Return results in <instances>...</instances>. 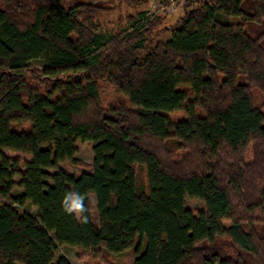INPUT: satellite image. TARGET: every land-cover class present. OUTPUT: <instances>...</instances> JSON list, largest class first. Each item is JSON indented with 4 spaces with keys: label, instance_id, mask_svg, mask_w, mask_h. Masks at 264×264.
Instances as JSON below:
<instances>
[{
    "label": "trees",
    "instance_id": "obj_1",
    "mask_svg": "<svg viewBox=\"0 0 264 264\" xmlns=\"http://www.w3.org/2000/svg\"><path fill=\"white\" fill-rule=\"evenodd\" d=\"M149 3L0 0V264H264V0Z\"/></svg>",
    "mask_w": 264,
    "mask_h": 264
},
{
    "label": "rangeland",
    "instance_id": "obj_2",
    "mask_svg": "<svg viewBox=\"0 0 264 264\" xmlns=\"http://www.w3.org/2000/svg\"><path fill=\"white\" fill-rule=\"evenodd\" d=\"M176 3L172 5L168 9H162L159 12L155 13V18L160 16L162 18V27L167 26L169 27L171 24H173L181 15L183 10V4L186 0H175ZM157 2H160V5H163L164 7L166 5H169V0H150V3L146 7L139 8L138 10H153L151 9V5L153 3L157 4ZM152 5V6H153ZM166 8V7H165ZM137 9L128 7L126 4H122L120 8H116L114 10H111L109 12L102 13V16H100L99 20L102 25L103 31L111 30L113 28H117L120 24H125L128 20V16L136 12ZM153 18V20L155 19ZM101 93L103 96V100L105 103H110L113 101H116L117 99L121 98L120 94H118L114 88L106 81L101 80ZM181 113H174L173 116H181ZM78 148V154L77 156L82 159L84 162L91 164L93 162V151H92V145L89 142H78L77 144ZM9 156H19L16 153H8ZM62 169H65L69 172L78 173L80 170L72 167L68 163H64L61 165ZM17 180V179H16ZM16 192H20V189H17ZM186 205L188 208H191L192 210H199L203 208V202L200 201L197 198L193 197H186ZM33 212H35V208H31ZM92 211L95 214V199L92 197ZM79 251L70 246H64L61 250H58L57 256H64L71 262V264H89L84 259H81L78 257ZM86 258V257H84ZM135 260V256L131 253V251L127 252L126 254L122 256H115V261L117 264H133ZM95 264V263H94Z\"/></svg>",
    "mask_w": 264,
    "mask_h": 264
},
{
    "label": "built area",
    "instance_id": "obj_3",
    "mask_svg": "<svg viewBox=\"0 0 264 264\" xmlns=\"http://www.w3.org/2000/svg\"><path fill=\"white\" fill-rule=\"evenodd\" d=\"M175 3H176L175 0H169V2H168L169 5H166L165 6L166 8L163 5H160V2H157V4H154V5L152 3L153 6L151 5V7H152L151 9H153V10H150V9L146 10L145 19H153L155 17L156 12H159L162 9L166 10V9L170 8L172 5H174Z\"/></svg>",
    "mask_w": 264,
    "mask_h": 264
}]
</instances>
